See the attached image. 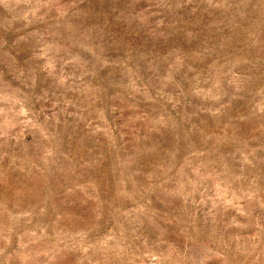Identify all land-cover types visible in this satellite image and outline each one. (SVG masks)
Segmentation results:
<instances>
[{"label": "rangeland", "instance_id": "1", "mask_svg": "<svg viewBox=\"0 0 264 264\" xmlns=\"http://www.w3.org/2000/svg\"><path fill=\"white\" fill-rule=\"evenodd\" d=\"M0 264H264V0H0Z\"/></svg>", "mask_w": 264, "mask_h": 264}]
</instances>
